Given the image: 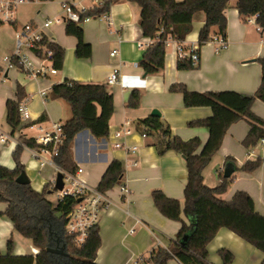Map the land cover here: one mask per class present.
Returning <instances> with one entry per match:
<instances>
[{"label":"crops","instance_id":"obj_1","mask_svg":"<svg viewBox=\"0 0 264 264\" xmlns=\"http://www.w3.org/2000/svg\"><path fill=\"white\" fill-rule=\"evenodd\" d=\"M63 1L72 0H29L18 7L16 26L29 22L40 23L46 17L62 16L60 5ZM236 1L229 0L226 6V48H218L219 44L213 40L207 42L199 48V62L194 69L177 70L179 42L169 40L166 43L162 73L145 75L138 63L146 47L138 48L136 45L146 39L139 28V7L129 1H118L110 7L109 21L95 18L83 22L84 42L91 46L89 58L79 59L75 56L76 39L66 34L62 22L46 28V34L65 50L62 69L55 74H48L46 78L37 79H29L17 68L3 72L0 78V134L6 135V138L0 137V164L9 169L16 166L12 153L20 137L33 140L38 134V126L49 130L53 123L63 124L71 117L69 104L50 95L52 85L62 83L64 79L102 83L113 95L114 113L109 123L108 137L96 140L88 130H82L71 144L72 162L77 168L83 169L82 178L93 188L97 186L111 161H121L124 169L122 184L127 188L128 194L120 193L117 185L105 193L109 202L101 209L98 222L101 246L95 257L96 264H142L140 257H147L156 246L167 248L181 226L159 213L152 202L151 190L158 189L168 197L177 199L182 208L183 188L187 180L184 158L173 150L160 153V134L146 130L138 120L150 115L152 109L159 110L161 119L170 127L173 136L183 139L199 138V152L207 142L208 129L190 126L188 122L208 118L212 115V110L206 106L185 107L182 93L171 92L170 86L182 83L193 92L230 90L244 95H252L258 87L261 68L257 60L264 57V34L257 30L254 21H241L235 8ZM81 3L87 5L89 1L82 0ZM203 23L204 14L197 13L191 25V33L181 42L183 55L180 57H187L189 48L198 44V32ZM14 35V29L10 25L3 23L0 26V66H3V57L14 52ZM112 49H117L118 52L110 56ZM116 67L119 68L123 83L107 85V76ZM17 83L24 89L25 98L21 103L29 113V119L22 121L19 129L11 134L5 119V106L7 100L16 99ZM132 89H138L142 94L140 106L136 109L126 107ZM40 90H46V97L39 95ZM250 107L257 117L264 120V102L256 99ZM125 121H130L128 127L132 132L125 137L124 142L128 147L135 146L133 151L114 148L111 144L112 134ZM249 128L250 125L245 120L230 125L222 138L221 146L202 171L203 180L207 186L215 187L221 183L226 165H230L231 181L219 197L230 201L237 191H244L252 197L255 210L264 215V164L252 172L238 170L247 160L260 157L256 147L246 149L242 144ZM142 134L146 135L142 137ZM34 147L36 146H25L19 160L24 165L32 188L40 191L45 184L52 183L57 171L53 165H40L32 157L31 149ZM252 149L255 150L250 155ZM230 157L233 161L226 163V159ZM54 199L55 197L50 200ZM5 207L6 203H1L0 212ZM181 219L189 223L183 214ZM8 240L12 241L13 255L34 256L39 250L18 234L12 228V223L2 216V255L7 252ZM221 248L232 253V264H264L262 252L226 228H221L207 246V257L211 264H223L217 254ZM168 264L180 263L176 259H170Z\"/></svg>","mask_w":264,"mask_h":264},{"label":"trees","instance_id":"obj_2","mask_svg":"<svg viewBox=\"0 0 264 264\" xmlns=\"http://www.w3.org/2000/svg\"><path fill=\"white\" fill-rule=\"evenodd\" d=\"M118 1H129L139 7V28L142 36L153 40L138 63L145 75L162 73L166 41L169 38L175 42L184 41L192 31L191 25L197 13L204 14V23L197 37L199 48L210 42L213 34L226 41L225 12L229 0H104L101 5L82 13L78 23L71 20L64 23L66 34L76 39L77 58L91 56V46L84 42V20L108 15L111 5ZM235 8L242 22L255 16L254 21L264 34V0H237ZM2 24L0 21V26ZM44 42L45 39L41 43ZM46 45L53 51V66L57 70L62 69L64 48L55 43ZM177 60V70H190L196 66L188 57H178ZM257 61L261 68V79L252 95L230 90L193 92L182 83L170 86L171 92L182 93L185 107L206 106L212 110L210 117L188 122L190 126H203L208 129L207 142L199 152L197 150L201 142L198 137L183 139L173 136L170 127L161 117L148 115L138 120L146 130L160 134V153L173 150L184 158L187 175L183 188V209L177 199L168 197L158 189L151 190L152 202L159 213L181 226L167 248L156 246L151 249L148 256L141 261L142 264H168L170 259H176L180 264H211L207 257V246L221 228L234 232L264 254V215L255 210L250 194L237 191L230 201H226L219 195L226 191L231 179L223 177L220 184L209 187L204 183L202 174L221 146L222 138L232 123L245 120L250 125L242 142L246 149L258 145L264 137V120L257 117L250 107L256 99L264 102V57ZM15 94L16 99L7 100L5 106V119L11 134L19 129L22 122L19 105L25 98V93L18 83ZM50 95L65 100L71 112V117L61 124L62 143L54 162L60 170L75 173L77 167L71 157L72 141L82 130H88L96 140L108 137V127L114 113L113 95L102 83L69 79L52 85ZM141 96L140 90L132 89L126 107L138 108ZM25 146L33 147L36 143L32 139L20 137V143L16 144L12 153L16 164L14 169L0 164V204L6 203L0 217L7 218L12 223V228L39 250L34 256L13 255V244L8 240L7 252L3 255L0 253V264H96L95 257L101 246L98 224L91 226L80 246L75 243L74 235L66 232V216L77 199L67 194L63 200H50L47 194L56 192L52 183L45 184L38 191L30 183L16 182L17 176L24 171V165L19 159ZM232 161L230 157L225 162ZM263 164L264 157H259L256 160H247L238 170L252 172ZM123 173L121 161H111L95 190L105 194L116 185L122 184ZM182 214L189 221L188 224L181 219ZM217 254L223 264H232L234 256L230 251L221 248Z\"/></svg>","mask_w":264,"mask_h":264},{"label":"built area","instance_id":"obj_3","mask_svg":"<svg viewBox=\"0 0 264 264\" xmlns=\"http://www.w3.org/2000/svg\"><path fill=\"white\" fill-rule=\"evenodd\" d=\"M82 0L63 1L60 5L62 16L46 17L42 22H29L21 26H16L17 15L16 11L19 6L29 2V0H0V21L2 23L10 25L15 32L14 35V52L11 55L4 56L2 59L3 66H0V78H2L3 72L8 69L17 68L22 71L29 79L46 78L48 74H55L57 69L53 66V51L47 44H53V38L46 34V28L53 24L65 23L66 20H71L78 23L80 15L87 10L95 8V6L101 5L104 0H88L89 4L81 3ZM99 18L109 21L108 15H103ZM86 18L84 21L89 20ZM255 16L248 18L250 21H254ZM255 22V21H254ZM256 25V23H255ZM257 30L260 32L261 27L256 25ZM45 39L44 44L41 42ZM172 39H168L166 43ZM213 41H216L218 48H226L227 42L217 35L212 36ZM153 42L152 39L146 38L143 42H137L138 48H147ZM178 43V42H177ZM117 49H112L110 56L117 54ZM179 57L183 55V46L179 42L178 46ZM187 57L192 61L193 65H197L199 62V47L198 44L191 46L188 50ZM123 83L122 78L119 76V68L116 67L107 76L106 84L113 85L115 83ZM39 95L46 97V90H40ZM19 112L21 114V121H27L29 119V113L23 103L19 105ZM130 121H125L121 124L120 128L112 134L113 141L111 144L115 148H122L125 150H135V146L128 147L125 144L124 139L131 134L132 130L129 129ZM38 134L33 137L36 147L31 149V155L33 158L40 162V165L48 164L53 165L56 171L62 173L63 188L60 191H56V198L54 201L63 200L65 196L72 195L77 200L74 207L66 216L65 228L66 232L74 235V241L79 246L82 245L88 235L91 226L98 224L101 209L106 207L109 199L106 194L98 193L95 188L91 187L85 178H82L83 169L78 167L75 173H69L68 171H62L54 162V157L59 152V147L62 143V129L61 124L53 123L49 130L37 127ZM146 134H142L144 137ZM1 138H6V135L0 134ZM17 143H20L18 141ZM260 152V157H264V137L260 140L258 145L255 146ZM254 147V148H255ZM255 150V149H254ZM254 150H250L249 154L252 155ZM136 164V162H134ZM53 178L52 185H54ZM118 191L123 195H127V188L123 185H117ZM133 232V230H130ZM148 256V255H147ZM145 258L140 257L139 261H143Z\"/></svg>","mask_w":264,"mask_h":264},{"label":"water","instance_id":"obj_4","mask_svg":"<svg viewBox=\"0 0 264 264\" xmlns=\"http://www.w3.org/2000/svg\"><path fill=\"white\" fill-rule=\"evenodd\" d=\"M150 115L160 117L161 113L157 109H152ZM231 172H232V168H230V165H226V167L223 170L224 177L229 178L231 176ZM54 178H55V180H54L53 188L56 191H60L63 188V184H64L63 178H62V173L60 171H57ZM16 182L21 183V184H29L30 183V180L27 178L25 171H22L17 176ZM80 200L81 199H78L77 201L79 202ZM60 253H63V252H60Z\"/></svg>","mask_w":264,"mask_h":264},{"label":"rangeland","instance_id":"obj_5","mask_svg":"<svg viewBox=\"0 0 264 264\" xmlns=\"http://www.w3.org/2000/svg\"><path fill=\"white\" fill-rule=\"evenodd\" d=\"M6 26V25H5ZM2 28H6V27H2ZM48 195V198L51 199L53 197L56 198V192H50V194H47Z\"/></svg>","mask_w":264,"mask_h":264}]
</instances>
